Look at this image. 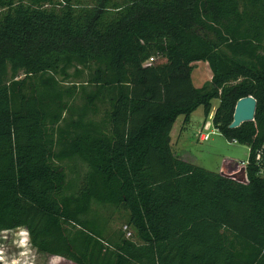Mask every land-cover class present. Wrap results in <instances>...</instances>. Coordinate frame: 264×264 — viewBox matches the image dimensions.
<instances>
[{
	"label": "trees",
	"instance_id": "1",
	"mask_svg": "<svg viewBox=\"0 0 264 264\" xmlns=\"http://www.w3.org/2000/svg\"><path fill=\"white\" fill-rule=\"evenodd\" d=\"M200 61L211 88L193 85ZM248 95L254 120L229 128ZM213 99L246 181L171 146ZM263 145L264 0H0V232L75 264H264ZM111 208L136 240L105 234Z\"/></svg>",
	"mask_w": 264,
	"mask_h": 264
},
{
	"label": "rangeland",
	"instance_id": "2",
	"mask_svg": "<svg viewBox=\"0 0 264 264\" xmlns=\"http://www.w3.org/2000/svg\"><path fill=\"white\" fill-rule=\"evenodd\" d=\"M79 68V67H78ZM74 70L71 69V72ZM23 76L22 72L19 73ZM86 73L79 79L72 78L64 85L77 84L80 86L85 80ZM191 78L193 85L197 88H211L212 71L207 62H195L192 64ZM82 103L81 101H79ZM218 99L212 100V109L208 117H204L203 108L199 106L190 116L189 121L184 122V117L179 116L170 133V142L173 150L181 152L188 157L190 162L225 175H232L242 167L238 162H245L249 157V147L239 143H233L222 136L214 127L212 117ZM101 116L97 115L99 118ZM209 124V129H204ZM200 132L208 133L206 140L200 139ZM69 165V163H67ZM78 165L79 164L78 162ZM112 217L106 233L125 226L130 227L133 239H137L136 231L129 225V212L123 208L112 209ZM135 234V235H134ZM0 264H75L62 257L51 256L34 248L29 239L27 230L19 227L12 230L0 232Z\"/></svg>",
	"mask_w": 264,
	"mask_h": 264
},
{
	"label": "water",
	"instance_id": "3",
	"mask_svg": "<svg viewBox=\"0 0 264 264\" xmlns=\"http://www.w3.org/2000/svg\"><path fill=\"white\" fill-rule=\"evenodd\" d=\"M257 101L251 96H244L237 100L233 113V120L229 124V128H236L240 126L243 122L254 120L255 112H256ZM231 177L239 180H246V170L241 167L238 172L230 175Z\"/></svg>",
	"mask_w": 264,
	"mask_h": 264
},
{
	"label": "built area",
	"instance_id": "4",
	"mask_svg": "<svg viewBox=\"0 0 264 264\" xmlns=\"http://www.w3.org/2000/svg\"><path fill=\"white\" fill-rule=\"evenodd\" d=\"M153 57H150L149 59H148V63H151V62H153ZM204 129H209V124H206L205 125V127H204ZM208 136H209V134L207 133H205V132H200V139L201 140H206L207 138H208ZM233 143H237L235 140L234 141H232ZM254 159H255V161L257 162V163H259V166H260V169H259V175L261 176V177H263L264 178V145H263V147L261 148V149H259V150H257L256 151V153H255V155H254ZM243 168H245V170H246V166H247V164H248V160L247 161H245V162H238ZM246 180H247V176H246ZM245 180V181H246ZM123 231L125 232V236L127 237V238H133V233H132V230L130 229V227H128V226H125L124 228H123Z\"/></svg>",
	"mask_w": 264,
	"mask_h": 264
},
{
	"label": "crops",
	"instance_id": "5",
	"mask_svg": "<svg viewBox=\"0 0 264 264\" xmlns=\"http://www.w3.org/2000/svg\"><path fill=\"white\" fill-rule=\"evenodd\" d=\"M171 146H172V143H171ZM174 151L175 152H178L182 159L187 160V161H190L188 157H185L184 155H181L182 154L181 152H179L177 150H174ZM51 256H55V255H51Z\"/></svg>",
	"mask_w": 264,
	"mask_h": 264
}]
</instances>
